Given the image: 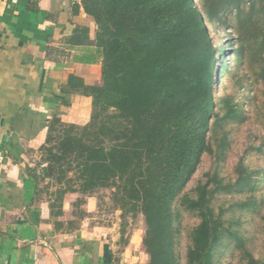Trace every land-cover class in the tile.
<instances>
[{
    "label": "trees",
    "instance_id": "obj_1",
    "mask_svg": "<svg viewBox=\"0 0 264 264\" xmlns=\"http://www.w3.org/2000/svg\"><path fill=\"white\" fill-rule=\"evenodd\" d=\"M197 1L201 7L196 0H81L74 5L75 13L83 6L96 28L92 37L88 24L77 25L67 42L83 49L77 60L100 63L101 73L94 84L71 73L63 91L91 97V119L80 125L54 115L40 148L45 152L42 162L55 169L51 174L45 167L42 180L56 176L60 185L52 192L53 215L62 213L68 192L85 194L78 200L82 205L98 189L112 188L123 211L145 216L147 264H181L176 240L184 210L200 218L191 235L188 264H218L226 224L224 208L218 212L214 204L216 191L230 192L236 186L255 190V177L264 174V164L251 171L242 159L235 183H224L215 173L211 179L217 186L201 180L194 194L184 191L205 154L225 158L231 148L229 124H244L252 112L256 95L236 91L264 82V64L254 80L240 63L235 74H244L235 75L233 86L223 79L227 63L217 64L213 33L221 24L235 25L229 13L235 9L240 16L247 0ZM248 1L253 9L259 2L264 12V0ZM27 10L37 12L39 0H29ZM246 55L242 50L243 59ZM220 133L215 148L211 139L217 141ZM254 148L264 153V142ZM71 171L79 189L63 187ZM35 179L40 181L37 175ZM84 211L80 217L73 211L69 224L79 226L90 215ZM245 259L247 264H264L249 250Z\"/></svg>",
    "mask_w": 264,
    "mask_h": 264
},
{
    "label": "crops",
    "instance_id": "obj_2",
    "mask_svg": "<svg viewBox=\"0 0 264 264\" xmlns=\"http://www.w3.org/2000/svg\"><path fill=\"white\" fill-rule=\"evenodd\" d=\"M28 2L0 0V264H147L142 235L123 238L116 224L94 223L95 196L87 197L90 215L79 226L69 224L74 193L53 215V191L42 185L48 163L36 157L54 115L80 125L90 121L92 98L63 86L71 73L96 83L101 64L77 60L83 49L67 42L84 23L94 37L96 25L83 6L74 12L81 0H39L37 12L27 10Z\"/></svg>",
    "mask_w": 264,
    "mask_h": 264
},
{
    "label": "rangeland",
    "instance_id": "obj_3",
    "mask_svg": "<svg viewBox=\"0 0 264 264\" xmlns=\"http://www.w3.org/2000/svg\"><path fill=\"white\" fill-rule=\"evenodd\" d=\"M196 2L201 7V2L197 0ZM258 5L259 2H256V7L253 9L252 1L242 2L243 10L240 16L236 14L235 9L229 13V17L233 19L232 22L235 25L221 24L217 28L218 30L213 33L214 43L218 49L217 64L224 61L227 63L228 68L223 70V79L229 86H233L232 82L237 79L235 75L239 77L240 74L246 73L252 75L255 80L258 76L256 72L264 64V12L258 8ZM223 17L224 15H221V21H223ZM239 36H241V41H238ZM239 50H241V54L238 52ZM242 50L247 53L244 59ZM240 63L247 68H244V73L235 74ZM250 66H253L252 69ZM239 92H246L251 97L256 95V98L253 99L252 112L247 115V121L244 124L236 125L232 122L229 124L231 148L225 158L218 161L216 155L205 154L198 170L184 191L194 194V188L201 180H210L212 187L217 186L211 179L215 173H218L224 183H235L239 178L237 166L242 159L248 163L247 166L251 168V171L253 169L258 170L256 166L264 164V153H258L254 148L255 145L264 142V82H255L251 88L240 89L236 91L237 95H240ZM245 98L246 96H244ZM249 99L250 97H248ZM243 104L246 106V103ZM218 136L217 141L214 139L215 136L211 139L214 145L220 144L223 134L220 133ZM44 154L45 152L40 150L36 157L38 162L43 161ZM47 167H50L49 172L54 174L53 165L48 163ZM75 178V171L69 172L63 180V187L72 186V188L79 189L80 183L75 181ZM255 178V180H259L255 190L236 186L230 192L216 191L214 204L218 212H220L221 207L224 208L223 216L226 224L224 241L216 256L218 264H247L246 250L252 252L256 257L264 259V174ZM42 182L43 189L47 191L52 190L54 192L60 186L57 184L56 176L55 178H43ZM68 193H74L71 194L72 197L70 195L69 200L73 199L74 211L80 217L83 212L85 213L86 203L81 205L78 200L85 199V194L81 192ZM95 197L98 199V205L97 211H94L92 216L94 223L116 224L117 230L123 231V238H126V234H132L135 231L144 237L146 230L144 214L123 211L114 197L112 188L98 189L95 192ZM78 216L77 220L80 219ZM199 222L200 218L196 213L188 210L183 211L178 223L176 240V253L181 264H188L187 252L192 244L191 235ZM239 237L244 238L245 242L241 243Z\"/></svg>",
    "mask_w": 264,
    "mask_h": 264
},
{
    "label": "water",
    "instance_id": "obj_4",
    "mask_svg": "<svg viewBox=\"0 0 264 264\" xmlns=\"http://www.w3.org/2000/svg\"><path fill=\"white\" fill-rule=\"evenodd\" d=\"M48 169L50 170V167Z\"/></svg>",
    "mask_w": 264,
    "mask_h": 264
}]
</instances>
